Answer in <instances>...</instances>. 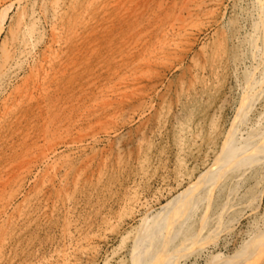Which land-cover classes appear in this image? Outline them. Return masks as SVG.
<instances>
[{
  "label": "rangeland",
  "instance_id": "obj_1",
  "mask_svg": "<svg viewBox=\"0 0 264 264\" xmlns=\"http://www.w3.org/2000/svg\"><path fill=\"white\" fill-rule=\"evenodd\" d=\"M13 1L0 0V264H133L161 207L264 128V0H58L56 15L55 0ZM210 183L191 202L211 194L207 218L223 222L178 264H264V160Z\"/></svg>",
  "mask_w": 264,
  "mask_h": 264
},
{
  "label": "bare ground",
  "instance_id": "obj_2",
  "mask_svg": "<svg viewBox=\"0 0 264 264\" xmlns=\"http://www.w3.org/2000/svg\"><path fill=\"white\" fill-rule=\"evenodd\" d=\"M1 1L3 2V0H1ZM191 1H193V0H191ZM259 1H260V3H262V0H254L253 2L256 5V3H259ZM52 7H53V13L56 15L58 12V8H59L58 0L54 1ZM197 7H198V5H197ZM256 10H257V8H256ZM181 26H183V25H181ZM19 27H21V26H19ZM32 28H30V26L27 25L26 23L22 24V33H23V38L25 40L24 43L26 44L27 48L30 47L31 44L33 46L34 35H33ZM52 28L54 30L53 32H55L56 34L59 32L58 30H56V28L54 26ZM177 28H180V26L179 27L177 26ZM54 34H53V37L55 39L53 38V41L55 40V42H57ZM40 37L42 39V35ZM170 39L173 40L172 38H170ZM38 41H40V40H38ZM170 42H173V41H170ZM170 42L167 41L165 43H168V46L169 45L172 46ZM36 47H37V45H36ZM8 50L9 49H6V51L3 52L4 55L8 53L7 52ZM20 50H21V48H20ZM2 51H4V50H2ZM28 51H29V48H28ZM25 52H27V51H25ZM44 53H45V50H44ZM19 55L20 54H18V57L21 56V55L20 56ZM44 55H46V54H44ZM11 57H12V54H11ZM29 57H31V56H29ZM7 62H9V61L7 60ZM3 63H4V61H3ZM11 64H12V62H11ZM1 68H4L3 65L0 67V69ZM246 87H247V91H251L253 88L252 81L249 82ZM15 90H18V89L15 88ZM22 90L23 89H21V91ZM17 92L18 91H16V93ZM24 93H25V91H24ZM25 95H26V93H25ZM13 96H14V94H13ZM3 104L5 105V103H3ZM2 106H0V107H2ZM10 107H12V106L9 105V109H10ZM7 110H8V108H7ZM262 134H264V128L263 127L262 128H256L253 131H251V133L248 135V137H246L238 146H235L234 148H229L230 150H224V152H222L218 156H216V158L212 162V164H209L205 168L204 171H201L200 173H198L197 176L194 178V180L191 181L187 187H185L181 192L177 193V195L172 197L169 201H167L161 207V209L154 215L152 220L148 221V224L144 226V228L141 230L138 238L135 241V251H134V257H133L134 263L133 264H178L179 261L181 259L185 258L189 252L195 250L198 247L197 246L198 244L202 245L205 243L204 240L207 239V237H209L212 234V232H213L212 229L214 227L220 226V224L223 222L222 221L223 217H221V220L218 219L215 222H213V221L209 222V219L207 218V216H208V213L210 211V207H211V203H212L211 194L206 196V198L201 199L198 202H194L195 203L194 205H193V202H191L192 196L196 192L200 191V189H202L203 184L206 182L207 178H210V182H211L210 186L214 187V185L218 184L217 181H219V178L222 176H225L227 173L232 172L233 170H240V171L242 170V171L246 172L250 168L254 167V165L263 161L264 160V135L262 136ZM224 145H226V143ZM54 149H56V148H54ZM54 149L52 148L51 151H54ZM46 151H48V150H46ZM55 152H56V150H55ZM38 154H40V153H38ZM34 155L35 154H33V157H34ZM40 155L45 156L44 154H40ZM37 157H39V155ZM35 158L36 157H34V159ZM22 161L20 163H22ZM24 161H25V159H24ZM26 161H28V159ZM41 162H42V159H41ZM26 163H28V162H26ZM26 163H24V164H26ZM46 163H48V161ZM30 164H32V163L30 162ZM44 164H45V162H44ZM26 165L28 166V164H26ZM18 166H20V165H18ZM18 166H17V169H18ZM22 166H24V165H22ZM22 166H20L21 167L20 170L22 169ZM29 168H31V166ZM16 171H15V173H16ZM18 173H19V171H18ZM17 176L19 177L20 173ZM21 176H22V174H21ZM9 180H11V179H9ZM215 180H217V181L215 182ZM5 183H7V182L5 181ZM3 184L0 183V185H3ZM7 185H9V184L7 183ZM14 191H12V192L14 193ZM230 196H231V192H228V194L224 195V198L226 200H229ZM204 199H206V201H204ZM225 199H223V200H225ZM2 201H3V199H2ZM5 201H6V199H5ZM7 202L8 201H6L5 203H7ZM3 205H5V204H3ZM10 205H11V203H10ZM198 205H200L202 209L199 212V215L197 216L198 217L197 222L194 223V221H192L193 224L191 225V221L189 222L188 218H191L192 211L195 208H197ZM224 205L225 206L227 205L226 201H224V203L221 204L222 207L220 206L221 208L218 211H216V217H217V212H218V215H220L221 212L223 214L224 212L227 211L226 207H224ZM1 207H3V206H1ZM4 209H5V207L3 208V210ZM2 213L4 214V212H2ZM212 222H213V224H212ZM182 227H184V230L182 229ZM214 229H217V228H214ZM136 231H137V228H136ZM135 234H136V232H135ZM171 245H172V248H171ZM211 253H212L211 248H210V250H205V256H208Z\"/></svg>",
  "mask_w": 264,
  "mask_h": 264
}]
</instances>
